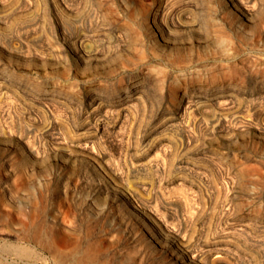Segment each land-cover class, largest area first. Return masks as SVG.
<instances>
[{"label":"rangeland","instance_id":"rangeland-1","mask_svg":"<svg viewBox=\"0 0 264 264\" xmlns=\"http://www.w3.org/2000/svg\"><path fill=\"white\" fill-rule=\"evenodd\" d=\"M174 232L264 264V0H0V264H182Z\"/></svg>","mask_w":264,"mask_h":264},{"label":"bare ground","instance_id":"bare-ground-1","mask_svg":"<svg viewBox=\"0 0 264 264\" xmlns=\"http://www.w3.org/2000/svg\"><path fill=\"white\" fill-rule=\"evenodd\" d=\"M84 154H87V153H84ZM87 157H89V158L92 159V155H90V154H87ZM115 184L117 186H119V187H122V189L124 188L123 185L120 184V183L115 182ZM111 189L116 191V188H114V187L111 188ZM124 190H125L126 193H128L130 195H133L132 194L133 193L132 192V189L130 187L124 188ZM135 203L136 204H135L134 207H136V205L138 207H140V203L137 200H136ZM138 207H136L137 208V211H134V210L131 211L132 215H134V217H136L138 220H142V221H145V222L147 221V223H146L147 229L150 232L151 236L153 238L155 237V238L158 239V236H156V233H155V231L153 229V226L154 225L157 226L161 232H164V230L162 229L163 228L162 227V223H160V220H162V216H160L158 214L157 208L153 204H150L149 203L148 206L142 205L141 208H138ZM148 222H151V224L150 223L148 224ZM152 224H153V226H152ZM172 229L167 226V228L165 230H168L169 231V230H172ZM168 235H169V241H170L168 246L171 248V250H175L176 249L175 255H177V257L179 258V260H181L182 264H193L192 262L191 263L188 262V260L184 256V249L186 250L191 245L189 243V241L184 236H182V235H180L179 233H176V232H174V233H168ZM176 241H177V243H176ZM16 250L19 253L24 251V249H21V248H18ZM191 256L193 258H196L195 257L196 254L195 253H193ZM197 260L199 262H202V263H205V264H210V263L204 262L201 259H197Z\"/></svg>","mask_w":264,"mask_h":264}]
</instances>
